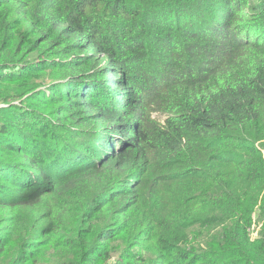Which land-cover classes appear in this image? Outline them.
I'll return each mask as SVG.
<instances>
[{
	"label": "trees",
	"instance_id": "1",
	"mask_svg": "<svg viewBox=\"0 0 264 264\" xmlns=\"http://www.w3.org/2000/svg\"><path fill=\"white\" fill-rule=\"evenodd\" d=\"M0 264H264V0H0Z\"/></svg>",
	"mask_w": 264,
	"mask_h": 264
},
{
	"label": "rangeland",
	"instance_id": "2",
	"mask_svg": "<svg viewBox=\"0 0 264 264\" xmlns=\"http://www.w3.org/2000/svg\"><path fill=\"white\" fill-rule=\"evenodd\" d=\"M255 229H257V231L259 230L257 227ZM256 236H257V234L254 233L253 238H256Z\"/></svg>",
	"mask_w": 264,
	"mask_h": 264
}]
</instances>
